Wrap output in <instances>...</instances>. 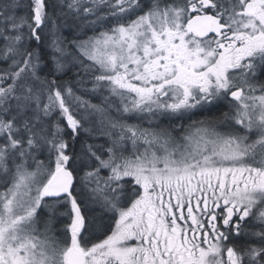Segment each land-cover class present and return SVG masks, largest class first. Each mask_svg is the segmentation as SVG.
I'll use <instances>...</instances> for the list:
<instances>
[{
  "label": "snow or ice",
  "instance_id": "6c2138e0",
  "mask_svg": "<svg viewBox=\"0 0 264 264\" xmlns=\"http://www.w3.org/2000/svg\"><path fill=\"white\" fill-rule=\"evenodd\" d=\"M0 264H264V0H0Z\"/></svg>",
  "mask_w": 264,
  "mask_h": 264
},
{
  "label": "rangeland",
  "instance_id": "374dc122",
  "mask_svg": "<svg viewBox=\"0 0 264 264\" xmlns=\"http://www.w3.org/2000/svg\"><path fill=\"white\" fill-rule=\"evenodd\" d=\"M93 99V102H97L95 98H92Z\"/></svg>",
  "mask_w": 264,
  "mask_h": 264
}]
</instances>
